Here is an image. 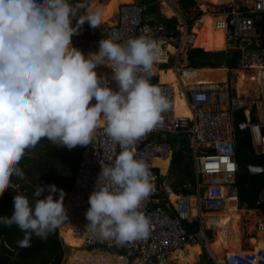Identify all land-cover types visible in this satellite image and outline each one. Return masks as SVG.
<instances>
[{
	"label": "clouds",
	"instance_id": "clouds-1",
	"mask_svg": "<svg viewBox=\"0 0 264 264\" xmlns=\"http://www.w3.org/2000/svg\"><path fill=\"white\" fill-rule=\"evenodd\" d=\"M82 6L73 0H0V192L12 186L11 176L23 178L19 161L42 138L68 149L88 145L103 121L121 151L101 167L107 182L90 193L85 216L92 233L123 243L146 237L150 227L140 211L151 189L148 165L130 146L161 121L169 101L148 78L160 54L156 41L106 37L87 56L72 46L85 21L101 24L99 11L78 15ZM101 64L112 70L116 89L97 74ZM47 189L40 198L44 186L38 185L33 202L18 192L11 215L0 216V224H15L24 234L22 247L32 235L46 239L67 219L64 190L55 184Z\"/></svg>",
	"mask_w": 264,
	"mask_h": 264
},
{
	"label": "built area",
	"instance_id": "built-area-1",
	"mask_svg": "<svg viewBox=\"0 0 264 264\" xmlns=\"http://www.w3.org/2000/svg\"><path fill=\"white\" fill-rule=\"evenodd\" d=\"M202 2L210 3L207 0ZM221 5L225 6L226 11L221 25L225 26L228 48H239L244 61L259 69L257 94L254 90L240 94L228 82L219 80L185 84L181 77L185 70L191 68L177 69L186 104L192 112V117H188L176 113V95L171 85L159 80L151 81L148 77L150 83L156 85L167 98L169 107L162 113L161 121L130 146L134 157L148 165L151 189L140 208L149 220V234L146 237L118 243L89 230L85 216L89 207L88 197L96 184L101 186L107 182L103 176H99L101 167L113 164L121 147L105 134L104 125H101L82 154L74 187L63 204L67 216L65 223H74L75 236L82 238L94 252L104 250L109 255L122 258L118 264H174L177 260L173 254L194 244L206 248L216 264H264V248L253 253V247L246 248L243 243L241 250H226L221 258H216L210 249L213 242L210 239L227 201L236 199L240 209L234 126L237 112H244L247 122L241 128L250 129L255 152L264 157V46L260 34L256 33L257 23L264 17V0H228ZM145 10L144 3L133 1L121 4L116 23L106 29L104 38L110 37L123 43L129 38L145 35L159 46L160 54L155 61L157 65L172 63L175 54L168 51L169 46L178 50V45L184 43L190 49L195 48L197 33L193 29L194 21H184L182 30H174L163 23L146 22ZM76 23L72 21L73 26ZM88 25L85 21L71 38L72 45L82 53L86 50L84 35ZM106 68L112 74V70ZM111 81L113 89H116V82ZM175 136L188 139L197 176L206 180L204 185L199 181L197 188L193 187L190 192L175 190L168 173L174 152L181 146L173 138ZM164 162H168L167 170H163ZM257 203L264 206V190ZM261 211L264 214V210ZM245 222L243 218V225ZM255 230L264 233V218L255 223Z\"/></svg>",
	"mask_w": 264,
	"mask_h": 264
},
{
	"label": "trees",
	"instance_id": "trees-1",
	"mask_svg": "<svg viewBox=\"0 0 264 264\" xmlns=\"http://www.w3.org/2000/svg\"><path fill=\"white\" fill-rule=\"evenodd\" d=\"M142 3L145 4L144 1ZM181 5L184 9H190L196 6V1L181 0ZM156 10L157 7L155 5H146L144 13L145 21L150 24L163 23L170 29L176 30L178 23L177 19H168L166 17L153 19L151 15H153ZM200 14H202V12H199L195 18H198ZM194 19L189 20V22L193 23ZM257 27L260 30L259 38L264 46V17L258 21ZM216 29L219 30V32L224 31V28L220 24L216 26ZM226 45L227 44H225V46ZM84 46L89 52L97 51L95 46H89L88 44H85ZM225 46L214 50H205L202 48L189 49L187 52L189 68H219V66L212 63L211 60L222 57L224 51H217L225 49ZM171 48L173 47L171 46ZM229 56L230 57L227 62L228 69H238L242 59V51L239 48H231L229 50ZM153 69L159 76V72L161 70H158L156 67ZM150 78L151 81H156L153 74L150 75ZM168 79H170V77H165L164 80L168 82ZM90 103L92 102L90 101ZM252 120L255 121V118L253 117ZM246 122L247 119L244 112H237L235 115L234 126L236 138V158L239 164L237 189L240 207L252 210H264V206L257 203L261 192L264 190V180L258 182L254 188L249 186V165H264V157L256 154L250 129L248 127L241 128V126L246 124ZM85 147L86 145H77L68 149L66 146L53 144L47 139L42 138L34 147L30 148L38 155L27 156L19 161L18 167H20L24 173L23 178L13 175L10 178L11 182L14 185H19L21 183L20 190L23 195L29 198L30 202H33L36 199L33 196V192L36 189L35 185L39 178L50 184H55L60 189L62 188L66 192L64 198H67L74 187L76 174L78 172ZM171 164L175 167L177 172V179L173 183L175 190L190 192V185H192L194 189L197 188V183L201 180V178H198L197 176L192 155L178 153L175 151L174 159ZM167 165L168 164L165 162L162 163L163 169H165ZM12 209L13 196L6 190L0 192V216L11 215ZM23 235L24 234L15 224L10 226L0 224V240L4 239L16 252L14 257L1 256L0 264L63 263L66 248L59 237V226L55 230L51 231L46 239H41L32 235L29 245L22 247L18 242L23 238ZM209 235H211V232H209Z\"/></svg>",
	"mask_w": 264,
	"mask_h": 264
},
{
	"label": "bare ground",
	"instance_id": "bare-ground-1",
	"mask_svg": "<svg viewBox=\"0 0 264 264\" xmlns=\"http://www.w3.org/2000/svg\"><path fill=\"white\" fill-rule=\"evenodd\" d=\"M123 1H133V0H109L106 1L104 5L100 6L97 11L101 14V24L97 27H101L103 22H108L109 19L117 12L118 6ZM201 2L203 0H200ZM212 4H221L228 0H207ZM96 2V1H94ZM94 3L89 6V9H92ZM204 6V4H203ZM203 8H206L205 6ZM164 14L169 17L176 15V11L168 2L163 4ZM223 14V13H222ZM224 23V16H214L207 11L202 15L201 19L196 23L197 27L195 32L197 36L194 41V46H198L202 49L208 50L213 48L211 45L216 41L220 35L225 31V26L221 25ZM220 24L223 28V32H219L216 29V26ZM195 25V26H196ZM173 68V67H172ZM257 68V67H256ZM163 69V70H169ZM174 69V68H173ZM96 72L98 75H103L109 80L111 76L107 71L106 65H98L96 67ZM175 70V69H174ZM108 76H110L108 78ZM220 78L227 80L226 72L223 69H195L191 68L185 70V74L182 75L181 80L185 84H192L195 82H204V81H218ZM259 74L248 75L243 71H239L235 80V88L240 94H248L250 90H255L257 93L259 85ZM180 81V78H179ZM223 81V80H219ZM224 82V81H223ZM163 84L171 85L172 89L176 95V113L178 115H185L192 117V112L186 104L185 94L180 91H177L175 86L170 82H163ZM112 87V86H111ZM168 164V162H165ZM168 166V165H167ZM163 170H167V167ZM174 201V198H173ZM256 211L254 210H244L240 209L237 206L236 199H230L226 203L225 209L219 214V220L216 226V235L214 241L210 245L211 252L216 258H221L226 252L229 251H239L242 246V236H243V218L244 216L255 217ZM259 219L257 218L256 221ZM254 223L255 220H252ZM252 223V225H253ZM263 233V232H260ZM60 236L63 242L70 247H81L84 243L83 239L75 236V224L68 223L60 230ZM253 248L257 250L264 248V244L261 246H256L253 244ZM201 254V249L198 244L187 245L184 249H178L174 254L173 258L177 260V264H196L198 262V256ZM122 258L114 257L106 253H96L88 252L85 250H77L72 253L68 258V264H117Z\"/></svg>",
	"mask_w": 264,
	"mask_h": 264
},
{
	"label": "rangeland",
	"instance_id": "rangeland-1",
	"mask_svg": "<svg viewBox=\"0 0 264 264\" xmlns=\"http://www.w3.org/2000/svg\"><path fill=\"white\" fill-rule=\"evenodd\" d=\"M77 1L78 0H73V3L74 4H79V3H77ZM94 1H96V2H94ZM94 1L92 3H94L96 5V3H99V4L105 3L107 0H94ZM133 1H129V2L128 1H123V2H121V4L130 3V2H133ZM165 2H166V0H159L158 3H157L158 4L157 5V8H158L157 10H158V13L160 14V17H166L168 19L176 18L177 21H178L177 28H179L181 30L183 29L182 22L188 21V20H193L197 16V14L199 12H202V14H200L198 16V18L194 19V28H193L194 31H195V29L197 27L196 23L201 19L202 15H204L205 11H207L208 13H210V14H212L214 16H223L225 14V12H226L225 11V6H222L221 4H218V5L217 4H212V3L205 4V3L201 2L200 0L196 1V6H194L193 8L184 9V8H182L181 0H177V1L175 0V1L171 2V5H173V7L176 9L175 10L176 11V15H174L172 17H169V16H167L166 14L163 13L164 12L163 4ZM203 4H204V6L206 8H203L204 7ZM119 6H118V8H119ZM80 8L82 9V7H80ZM80 8H79L78 13H77L78 15L82 14V11H81ZM88 8H89V6H88ZM116 11H118V9ZM74 18H75V20L78 19V17H74ZM109 20H111V19H109ZM72 21H73V19H72ZM111 22L112 21H110V23L104 24V26L102 28L93 27V29L94 28L96 29L95 34L92 32V27H88V30H87V32L84 35V38H85L84 40H86L87 44L89 46H93V45H91V43L93 44L96 40L91 38L90 35H94V36L96 35L97 38L99 39L100 35L104 34L106 26H112L114 24V23H111ZM220 44H227L226 43V30L220 35V39H217L216 41L213 42V44L211 45L213 48H210L208 50H214L216 48H220L219 47ZM170 47L171 46H169V48ZM194 47L195 48H200V47H196V46H194ZM189 49L190 48L185 46L184 43L183 44L181 43V44L178 45V50L180 51V53H179L180 55L178 56V59H176L177 61L176 60L175 61H176V64L178 65V67H179V70L180 69H187L185 67H187V65H189L187 57H186L187 56V52H188ZM227 49H229V50L231 49L230 47L228 48V44L225 46V49L219 50L217 52L224 51V50H227ZM171 51L173 52L174 50H171ZM212 52H216V51H212ZM85 56H87V55H85ZM154 65H157V64H154ZM163 65H166V64H162V67H163ZM172 67H170V68H172ZM211 69H213V68H211ZM215 69H223L226 72V77H227L226 82H228L229 86L233 90H236V88H235L236 87L235 86V80H236V77H237V74H238L239 71H243V72H245L248 75H253L254 73L257 74V72L259 70L258 68L251 67L248 63H246L244 61L243 58L241 59L240 67L238 69L229 70L227 66L220 67V68H215ZM153 71H154V69H153ZM109 77L110 76H108V78ZM177 78L179 79L178 76H177ZM107 81L109 82L108 84H110V87L112 86V88H113V83H112L111 79L109 78V80H107ZM91 102L93 103V102H95V100L93 99ZM168 173H169L171 182L174 183L175 180L177 179V172H176L175 167L172 164H170V166H169ZM200 182H201V185H204L206 180L201 178ZM49 184L50 183H48L47 181H45L43 179L39 178L37 180V183H36L35 187H37L38 185L44 186V192L41 194L40 198H43L44 196H46L48 194L47 185H49ZM20 185H21V183L19 185H16V186L19 187V189H20ZM58 189H60V188H58ZM65 194H66V192L64 191V196H65ZM58 195H59L58 192L57 193H53V198L55 199ZM65 199L66 198L63 197V204L65 202ZM240 209L249 210V209H247L245 207H240ZM254 210L256 211L257 218L259 219L261 214H259L257 211H260V212H262V211L261 210H256V209H254ZM262 215H264V214L262 213ZM244 219H245L246 222H245L244 225H241L242 229H243L242 243H245L246 248H252V246H253L252 243L254 242V240H251L252 239L251 235L254 232V227L252 228L251 225H252L253 222H252L251 218L248 217V216H244ZM65 225H66L65 221L59 225V232ZM215 235H216V231L212 234V238L210 239V241H214ZM260 240H261V238H260ZM251 244H252V246H251ZM262 244H264V242H262V243L258 242V244H256V246H259V245L261 246ZM198 245L200 246L201 254L198 256V262L196 264H216L215 261L209 257L208 251L206 250V248H204L201 244H198ZM64 247L66 248V254H65V257H64V260H63L62 264H68V258L72 255V253L74 251L85 250V251L92 252V253L94 252L93 249L89 248V246L85 245V243H83V245L81 247H76V248L75 247L74 248L70 247V246L65 245V244H64ZM184 248H182V249H184ZM96 253H106V254H108L104 250H99ZM210 261H211V263H210ZM174 264H177V262H174Z\"/></svg>",
	"mask_w": 264,
	"mask_h": 264
},
{
	"label": "water",
	"instance_id": "water-1",
	"mask_svg": "<svg viewBox=\"0 0 264 264\" xmlns=\"http://www.w3.org/2000/svg\"><path fill=\"white\" fill-rule=\"evenodd\" d=\"M94 0H79L78 3L83 5L82 9H83V14L87 11L88 6H90L92 4ZM159 0H144L145 4L147 6H151L154 5L158 2ZM257 34H260V30L258 29ZM105 37V35H104ZM231 48V47H230ZM229 49L224 50V54L222 57L218 58V59H213L211 60L212 63H215L220 67H225L227 66V62L229 60ZM175 140L179 141L181 146L178 149V153H182V152H187L188 154L192 153V150L189 147V143H188V139L186 137H182V136H175L173 137ZM38 154L32 150V149H28L26 150L25 155L22 157H27V156H37ZM264 180V165H249V186L251 188H254L256 186V184L260 181ZM12 186H8L6 187L4 190H6L8 193H10L13 197L18 194V192L20 194H23L21 192V190L19 189V187H17L16 185H14L11 182ZM193 186H190V189H192ZM59 237L60 240L63 244H65L60 236V232H59ZM66 245V244H65ZM16 255V252L14 249H12L8 243L2 239L0 240V257L1 256H10V257H14Z\"/></svg>",
	"mask_w": 264,
	"mask_h": 264
},
{
	"label": "crops",
	"instance_id": "crops-1",
	"mask_svg": "<svg viewBox=\"0 0 264 264\" xmlns=\"http://www.w3.org/2000/svg\"><path fill=\"white\" fill-rule=\"evenodd\" d=\"M79 1V0H78ZM78 1H77V3H78ZM107 1H109V0H107ZM135 2H138V3H142L144 0H134ZM172 1H175V0H166V2H168V3H170L171 4V2ZM177 1V0H176ZM158 3V2H157ZM154 4L156 7H157V5L158 4ZM105 3H101V4H99V3H96V5L94 4L93 6H92V9L91 10H95V11H97L98 9H99V7L100 6H102V5H104ZM81 9V8H80ZM158 9V8H157ZM81 11H82V14H80V15H83V9H81ZM117 14V13H116ZM116 14L114 15V16H112V18H111V20H109L108 22H103V24H102V26L101 27H96V28H102L103 26H104V24H106V23H110V21H112L111 23H116V21H117V16H116ZM152 16V18L153 19H158L159 17H160V14L158 13V10H156V12L153 14V15H151ZM73 22H77V19L75 20V18L73 17ZM88 27H91L90 25H88ZM109 26H106V29L108 28ZM106 29H105V32H106ZM92 32L95 34V32H96V29L94 28L93 29V27H92ZM105 32H104V34H102V35H100L101 36V38H97V36L95 35H90V37L91 38H93L94 40H96L93 44L91 43V45H93V47L95 46L96 48L99 46V40H101V39H103L104 38V35H105ZM97 38V39H96ZM218 39H220V37L218 38ZM225 46V44H220L219 45V47L220 48H223ZM174 48V47H173ZM168 48V51L169 52H171L172 54H175V55H173L172 57H173V61H172V63L171 64H169V65H163V67H162V65H154V68L156 67L158 70H161L160 72H159V76L154 72V71H152V74H153V76L156 78V81L157 80H159L161 83H163V82H166L164 79H165V77H170V79H168L167 81L168 82H170V83H172L174 86H175V88L177 89V91H180V93L182 94V89H181V84H180V81H179V79L177 78V74H176V70L178 69L179 70V67H178V65L176 64V59H178V56L180 55L179 53H180V51L179 50H177L176 48ZM97 50H98V48H97ZM171 50H174L173 52L171 51ZM88 53H89V51L88 50H85L84 52H83V54L84 55H88ZM187 57V56H186ZM176 60V61H175ZM188 60V59H187ZM154 64H156V63H154ZM173 64V65H172ZM173 66V68L175 69H173V68H170L169 70H163V69H168L169 67H172ZM185 68H189V66L187 65V67H185ZM202 69V68H201ZM110 74V76H111V73H109ZM219 80H223L224 82H226V80H224L223 78H220ZM217 81V80H216ZM109 83V82H108ZM109 86H110V84H109ZM255 91V90H254ZM257 94V93H256ZM101 125H103V121H101V124H100V126ZM99 127V126H98ZM173 184V183H172ZM191 186V185H190ZM190 186H189V189H190ZM193 189V188H192ZM174 198V197H173ZM173 198H172V200H173ZM175 199V198H174ZM239 204H240V202H239ZM240 206V205H239ZM250 210H252V209H249V211ZM255 211V210H254ZM259 214H261L260 215V218H259V220H261L262 218H264V215H262V212H260V211H257ZM251 220H255V222L253 223V225H251V227L253 228L254 227V232H253V234L251 235V240H254V242L252 243V244H258V242H264V233H260V232H258V231H256L255 230V223L257 222L256 220H257V215H255V217H251ZM260 238H261V240H260ZM243 244V243H242ZM252 244H251V246H252ZM250 246V247H251ZM260 246V245H259ZM253 247V246H252ZM258 247V246H257ZM254 249V248H253ZM255 250V249H254Z\"/></svg>",
	"mask_w": 264,
	"mask_h": 264
}]
</instances>
